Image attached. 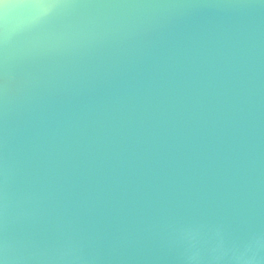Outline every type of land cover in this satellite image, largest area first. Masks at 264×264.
I'll return each mask as SVG.
<instances>
[{
    "label": "water",
    "instance_id": "obj_1",
    "mask_svg": "<svg viewBox=\"0 0 264 264\" xmlns=\"http://www.w3.org/2000/svg\"><path fill=\"white\" fill-rule=\"evenodd\" d=\"M0 264H264V0H0Z\"/></svg>",
    "mask_w": 264,
    "mask_h": 264
}]
</instances>
